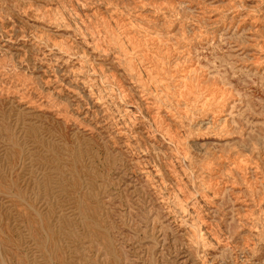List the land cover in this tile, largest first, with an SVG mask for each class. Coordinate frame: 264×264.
Masks as SVG:
<instances>
[{
	"label": "rangeland",
	"instance_id": "obj_1",
	"mask_svg": "<svg viewBox=\"0 0 264 264\" xmlns=\"http://www.w3.org/2000/svg\"><path fill=\"white\" fill-rule=\"evenodd\" d=\"M0 264H264V0H0Z\"/></svg>",
	"mask_w": 264,
	"mask_h": 264
}]
</instances>
